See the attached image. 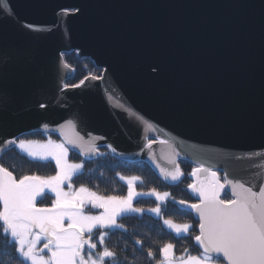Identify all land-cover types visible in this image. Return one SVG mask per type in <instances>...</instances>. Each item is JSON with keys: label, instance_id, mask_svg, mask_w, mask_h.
I'll list each match as a JSON object with an SVG mask.
<instances>
[{"label": "water", "instance_id": "water-1", "mask_svg": "<svg viewBox=\"0 0 264 264\" xmlns=\"http://www.w3.org/2000/svg\"><path fill=\"white\" fill-rule=\"evenodd\" d=\"M4 4L0 140L33 132L62 140L58 129L73 119L84 142L100 137L93 141L98 152L111 145L113 156L147 164L167 184L176 183L156 163L171 169V160L202 164L257 190L264 183V0ZM71 52L102 69L101 78L64 90L75 74L63 57ZM68 147L84 159L99 156Z\"/></svg>", "mask_w": 264, "mask_h": 264}, {"label": "snow or ice", "instance_id": "snow-or-ice-1", "mask_svg": "<svg viewBox=\"0 0 264 264\" xmlns=\"http://www.w3.org/2000/svg\"><path fill=\"white\" fill-rule=\"evenodd\" d=\"M0 5L8 8L4 0H0ZM3 15L11 19L14 12L10 15L3 11ZM100 78L90 77L92 80ZM87 79L89 77L76 84H66L64 90L80 88ZM39 107L47 105L41 103ZM65 128L72 129L73 135H67ZM74 130L73 119H69L58 129L63 138L59 143L52 139L15 137L0 140V154L11 147L26 155L29 162L55 163L54 175L33 173L17 178L0 162V241L3 242L0 264H128L129 261L134 264L136 253H143L145 248L146 255L140 257L145 264H264V183L259 184L257 190L255 183L246 186L245 182L227 175L221 182L217 171L202 164L194 167L189 173L192 182L187 188L198 197V202L174 201L188 210L187 215L194 213L193 219L198 218V233L194 234L192 223H176L165 218L163 206L170 198L169 192L155 188L147 192L137 190V184L143 183L139 176L117 173L127 186L126 194H105L87 184L74 186V178L83 175L84 164L69 162L68 145L79 148L82 156L105 155L99 153L93 143L100 137L84 142ZM106 147L116 154L111 145ZM146 147L151 149V144ZM153 163H156L154 159ZM170 163L171 169L156 163L161 177L173 183L182 182L184 173L180 165L175 160ZM226 187L231 189V199L221 198L222 192L227 197ZM142 197L154 198L155 206H135ZM45 200H50V205L40 206ZM145 213L155 216L162 223L161 232L166 229L172 239L191 237L198 246L197 254L193 255L187 247L178 253L171 240L146 247L145 241L138 238L131 256L127 246L123 249L109 246L112 230L127 231L119 222L121 219Z\"/></svg>", "mask_w": 264, "mask_h": 264}, {"label": "trees", "instance_id": "trees-1", "mask_svg": "<svg viewBox=\"0 0 264 264\" xmlns=\"http://www.w3.org/2000/svg\"><path fill=\"white\" fill-rule=\"evenodd\" d=\"M65 63L75 69L74 76L65 82L67 85L79 83L80 80L85 77H92L101 75V69H98L87 58H79L76 53H64ZM48 134L51 137L60 140L59 136L51 133L34 132L20 136L18 139L28 138L32 140H45L44 136ZM99 153H105V155H99L96 159L88 160L82 158L78 153L69 151V162L76 163L81 162L84 164L83 175L78 178H74V186L78 187L80 184H87L93 190H99L105 194H126L127 186L119 180L117 173L125 176L136 175L142 178L143 183L137 184L139 191L147 192L152 188L160 192L167 191L170 193V198L163 206V212L165 218H171L176 223H192L194 225L195 232L198 233V221L193 219L192 216L187 215L188 210L181 208L174 201L186 200L188 202H195V199L191 196L187 184L191 183L189 179V173L195 167L193 164L187 161L179 160L178 164L181 167L184 176L181 178L182 182L176 184H167L162 181L155 172L145 163L142 162H126L122 161L112 155L108 151V148H99ZM0 162H3L6 166L13 171L14 175L19 178L23 174H38L41 176H50L55 174L54 162H29V158L26 155L18 153L12 149L4 152L0 157ZM222 180V176H220ZM221 198L231 199L227 193L222 194ZM50 200H45L43 205H50ZM137 207H154L155 200L151 197H142L139 202L136 203ZM126 228L127 231L123 232L119 229L111 231L108 237L109 246H115L118 249H123L127 246L129 256L132 254L135 240L141 238L145 241L147 246H156L165 242H171L176 244V250L179 253L184 248H189L193 255L197 254V246L191 237L184 239H172L165 229L161 232L162 223L157 218L149 213L143 214V216H136L132 214L119 221ZM3 242L0 241V245ZM146 255V248L141 252L136 253L137 260L134 264H145L140 259L141 255ZM128 264H133L129 261Z\"/></svg>", "mask_w": 264, "mask_h": 264}, {"label": "rangeland", "instance_id": "rangeland-1", "mask_svg": "<svg viewBox=\"0 0 264 264\" xmlns=\"http://www.w3.org/2000/svg\"><path fill=\"white\" fill-rule=\"evenodd\" d=\"M88 59V58H87ZM90 60V59H89ZM91 61V60H90ZM92 62V61H91ZM97 68V67H96ZM45 138V140H42V141H46V140H48V139H52V140H54V141H56L57 143H59V142H61L60 140H58V139H55V138H53V137H51L50 135H48V134H46L45 136H44ZM23 139H28V138H23ZM69 155V154H68ZM69 157V156H68ZM69 160V159H68ZM71 163V162H70ZM76 163H81V162H76ZM55 164V163H54ZM220 176H222V174H220ZM222 178H223V176H222ZM138 190V189H137ZM139 191V190H138Z\"/></svg>", "mask_w": 264, "mask_h": 264}, {"label": "flooded vegetation", "instance_id": "flooded-vegetation-1", "mask_svg": "<svg viewBox=\"0 0 264 264\" xmlns=\"http://www.w3.org/2000/svg\"><path fill=\"white\" fill-rule=\"evenodd\" d=\"M71 53H73V52H71ZM98 69H100V68H98Z\"/></svg>", "mask_w": 264, "mask_h": 264}]
</instances>
